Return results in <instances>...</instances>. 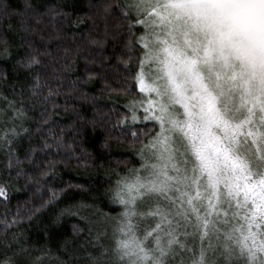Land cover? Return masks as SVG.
Here are the masks:
<instances>
[{"label": "snow or ice", "instance_id": "obj_1", "mask_svg": "<svg viewBox=\"0 0 264 264\" xmlns=\"http://www.w3.org/2000/svg\"><path fill=\"white\" fill-rule=\"evenodd\" d=\"M96 8L104 39L90 43L103 47L111 39L127 49L118 59L132 81L125 89L131 99L115 124L99 110L85 120L73 107L75 120L60 126L54 117L61 105L52 98L82 90L73 82L64 91L61 58L20 36L29 51L18 63L34 82L11 83V92L0 95V153L7 159L0 197L8 199L12 180L24 178L39 190L57 164L73 158L87 164L81 145L87 125L131 144L139 166L124 173L106 169L103 196L119 208L103 212L81 203L54 213V224L65 215L83 222L73 224L55 254L47 230L39 246L19 231L23 220L54 205L55 189L38 207L6 212L0 264H264V0H103ZM24 9L16 13L0 3V20H9L0 31V59L13 56L10 32L36 34L31 21L39 25L47 15L54 38L70 20L59 8L43 13L27 0ZM61 67L67 70L66 63ZM86 74L89 80L96 75ZM9 83L3 78L0 87Z\"/></svg>", "mask_w": 264, "mask_h": 264}, {"label": "trees", "instance_id": "obj_2", "mask_svg": "<svg viewBox=\"0 0 264 264\" xmlns=\"http://www.w3.org/2000/svg\"><path fill=\"white\" fill-rule=\"evenodd\" d=\"M27 2L43 13H46L50 7L59 8L68 14L70 20L60 26V31L54 38L49 37L51 28L47 15L40 17L42 23L39 25L35 24L34 20L31 21L32 26L39 30L36 34L29 35L22 31L19 34L9 33L7 38L12 41L13 56L8 60L0 59V73L3 74V77H0V85L3 84V78H7L10 83L7 88L0 87V95L11 92V83L23 82L27 85L34 82L31 77L28 81L25 80V77L29 76L28 69L22 68L18 63L29 51L27 47L21 46L20 36L24 35L36 42L39 52L53 53L61 58L57 68L67 77L62 81L64 91H68L73 82H77L82 90L81 94L52 98L61 105L57 110L59 114L54 117L60 126H68L75 120L73 107L85 120H91L99 110L101 114L106 113L111 116L112 123L115 124L118 112L124 111L123 105L131 99L125 89L132 81L125 79L124 65L118 59L121 52L125 53L126 58V48L118 46L111 39L106 40L103 47L90 43L92 39H104V21L96 15V5L101 4L103 0H27ZM0 3L8 5L16 13L25 10V0H0ZM77 17L82 18V22H77ZM18 19L19 17L13 16L11 23L19 27ZM58 19H62V17H58ZM8 23L7 19L0 20V31H6ZM114 25L115 21L112 22L113 27ZM0 48H3L2 44H0ZM77 49L80 50L78 55ZM65 56L68 57L66 61L63 59ZM102 57H109V59L103 60L101 63ZM40 59L45 62L49 61L47 55L40 56ZM65 63L67 64L66 71L61 67ZM86 69L96 74L93 79H88ZM48 71L50 72L51 69ZM81 81L86 82L81 83ZM46 94L47 90H45ZM84 95L87 99L83 98ZM66 102L68 111L64 110ZM49 110L52 111L51 105H49ZM33 115L38 117L39 112L37 111ZM29 123L33 125L34 131L35 119ZM108 127L115 131L111 129V125ZM116 135L118 136L119 133L117 132ZM81 137V145L85 153L90 156L87 164L82 162L78 165L75 158L68 163L57 164L54 174L44 178L46 183L41 184L39 190L36 185L28 183L24 178L12 180L6 187L8 199L5 201L3 197H0V218H3L4 214L9 211L15 215L17 208L23 210L27 207H38L51 195L49 189L57 191L59 199L54 205L41 209V212L31 222L23 220L19 228V231L23 233V239L36 246H39L38 242H44L45 230H47V247L54 254L60 241L65 237L72 236L73 224L83 227L82 221L70 215H65L60 222L54 224L52 223L54 213L58 209L81 203H95L103 212H109L110 208H119L118 205L110 206L104 199L103 193L108 186L107 178L110 175L106 169L111 165L113 169L124 173L129 168L139 166L137 158L133 154V146L115 137L107 136L103 128L97 127L93 130L91 125H87L86 129L82 131ZM127 139L131 140V136L129 135ZM27 144V140L23 141L24 147ZM19 154L21 157L23 156V149ZM93 160L96 161L95 167ZM134 161L137 162L134 163ZM6 164V157L0 153V171L5 170ZM24 167L31 173L30 165L25 164ZM14 175L15 172H13ZM3 179H7L6 171ZM0 186H2V180H0ZM111 214L115 215V212ZM2 228L3 225L0 224V229ZM15 230L13 229V231ZM3 236L4 232L0 230V237Z\"/></svg>", "mask_w": 264, "mask_h": 264}, {"label": "rangeland", "instance_id": "obj_3", "mask_svg": "<svg viewBox=\"0 0 264 264\" xmlns=\"http://www.w3.org/2000/svg\"><path fill=\"white\" fill-rule=\"evenodd\" d=\"M128 101H129V100H128ZM128 101H127V102H128ZM127 102H126V103H127ZM124 105H125V104H124ZM124 105H123V106H124ZM135 157H136V156H135Z\"/></svg>", "mask_w": 264, "mask_h": 264}]
</instances>
